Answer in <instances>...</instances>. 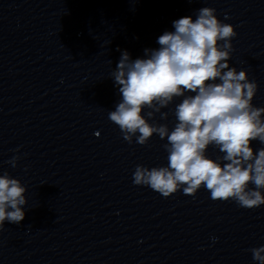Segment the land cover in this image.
<instances>
[{"label": "clouds", "instance_id": "1", "mask_svg": "<svg viewBox=\"0 0 264 264\" xmlns=\"http://www.w3.org/2000/svg\"><path fill=\"white\" fill-rule=\"evenodd\" d=\"M173 27L158 37V49L144 50V58L133 60L123 51L111 74L122 99L108 117L123 139L131 144L135 137L146 145L157 134L167 140V166L137 165L134 184L164 198L181 189L195 196L204 187L214 201L233 200L245 209L264 205V147H251L256 140L264 144V107L252 103L256 82L246 71L229 66L234 26L219 20L216 9L203 7L195 20L182 17ZM177 97L183 99L175 106L177 122L171 130L145 118L148 109L147 117L160 113L166 119L161 109ZM209 146L223 155L209 158ZM18 159L14 156L8 163L15 167ZM26 191L19 179L7 172L0 175V229L6 220L19 224L25 218ZM250 251L264 264V246Z\"/></svg>", "mask_w": 264, "mask_h": 264}]
</instances>
